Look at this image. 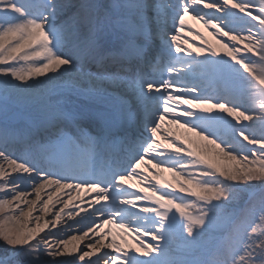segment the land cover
I'll list each match as a JSON object with an SVG mask.
<instances>
[{
	"label": "snow or ice",
	"instance_id": "1",
	"mask_svg": "<svg viewBox=\"0 0 264 264\" xmlns=\"http://www.w3.org/2000/svg\"><path fill=\"white\" fill-rule=\"evenodd\" d=\"M166 119L194 136L161 145ZM258 125L264 0H0V264H264ZM83 188L97 206L61 224L54 197Z\"/></svg>",
	"mask_w": 264,
	"mask_h": 264
},
{
	"label": "bare ground",
	"instance_id": "2",
	"mask_svg": "<svg viewBox=\"0 0 264 264\" xmlns=\"http://www.w3.org/2000/svg\"><path fill=\"white\" fill-rule=\"evenodd\" d=\"M186 24L189 25L192 29H194L195 31L199 32L201 34V36H196L193 35V33L191 32H187L185 31L183 33L184 36L188 37L190 40L192 41H196L197 45H205V46H211L212 49L216 50L219 54H224L226 52V49H222L220 47V43H219V38L217 36L213 35V32L209 29L206 28L204 26V24L200 21L197 20H193L191 18H186ZM202 37V39H201ZM226 40V38H225ZM181 43H183V41H181ZM243 54V53H241ZM187 107V106H185ZM213 113H216L219 111V109H213L212 110ZM171 131L173 133H175L176 135L180 136L181 139H183L185 137V134L187 135H193V133H188L187 129L185 128H181L179 125L176 124H170L168 123L167 119L162 123L161 125V132L158 133L157 137L160 139L161 141V145L168 147V142L167 140L164 139V137L167 135L168 131ZM256 133L259 134H264V125H258L256 128ZM196 139H199L198 137ZM202 143H207L206 141H202ZM209 148H211V146H209ZM145 170L144 173L147 174V168L145 167V165H143ZM148 167L150 168L151 165H148ZM149 180L153 183H155V181L151 180V176H149ZM168 182V183H172L173 185L175 184V181L172 179V173L165 171L162 174V178H161V183L163 182ZM143 185H141L140 183L136 184L135 186V190H138L140 187H142ZM52 189H48L46 191H51ZM76 191H69V190H65L63 193L58 194V199L56 197H54L53 203H54V207L52 208V213L58 212L62 210V219H61V224H64L65 222L67 223H72L73 219H81V217H84L86 214L90 213L92 211V206L90 205H86L84 203H79V204H75L72 201V195L73 193H75ZM71 197V199H70ZM34 197H29V199H32ZM44 199H46L47 197H45V194L43 196ZM189 199H193L192 197H189ZM64 201H68L69 206L68 208H64L63 202ZM137 209H133L132 211H136ZM68 211H72L73 213H79V215H74L73 218H69L67 216V212ZM34 215H39V212L34 213ZM49 219L52 218L51 214L48 217ZM93 219H95V217H93ZM101 233L107 232L109 235L106 239H115L117 244L122 247V248H136L137 244H136V240L134 239L136 237L135 232L131 231L130 229H122L119 227V224L116 222H112V223H106L103 225V227L100 229ZM72 234L74 235H82V233L76 231L75 229L72 230ZM90 236H92V233H89ZM94 239L96 237H93ZM85 242H87V238H85Z\"/></svg>",
	"mask_w": 264,
	"mask_h": 264
},
{
	"label": "rangeland",
	"instance_id": "3",
	"mask_svg": "<svg viewBox=\"0 0 264 264\" xmlns=\"http://www.w3.org/2000/svg\"><path fill=\"white\" fill-rule=\"evenodd\" d=\"M244 195V197H245V194H243ZM194 199V198H193ZM194 211H195V209H193Z\"/></svg>",
	"mask_w": 264,
	"mask_h": 264
}]
</instances>
